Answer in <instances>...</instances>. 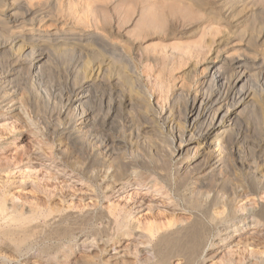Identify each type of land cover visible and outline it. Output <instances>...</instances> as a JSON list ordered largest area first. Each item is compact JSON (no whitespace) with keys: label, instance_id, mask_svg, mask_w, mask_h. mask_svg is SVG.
<instances>
[{"label":"bare ground","instance_id":"6f19581e","mask_svg":"<svg viewBox=\"0 0 264 264\" xmlns=\"http://www.w3.org/2000/svg\"><path fill=\"white\" fill-rule=\"evenodd\" d=\"M105 2L0 0V149L35 138L19 163L0 159V264H264V0H118L114 19ZM241 18L251 28L233 31ZM156 35L177 40L160 48L164 65L136 43ZM200 50L212 57L194 80ZM167 65H189L193 88L163 81L164 104L140 73L164 66L158 86ZM56 69L73 72L71 86L56 90ZM247 115L258 117V137ZM21 164L29 179L41 168L51 191L7 185ZM76 183L91 188L79 205ZM135 186L166 196L167 211L146 197L105 206ZM251 226L260 229L215 241ZM77 232L102 241L99 251L78 254Z\"/></svg>","mask_w":264,"mask_h":264},{"label":"rangeland","instance_id":"374dc122","mask_svg":"<svg viewBox=\"0 0 264 264\" xmlns=\"http://www.w3.org/2000/svg\"><path fill=\"white\" fill-rule=\"evenodd\" d=\"M91 1L92 0H83V3L84 2L90 3ZM105 1L106 2L102 3V5H105V7L109 10V14L107 15V17L109 19L116 18V14H117V11H118L117 8H116L118 0H105ZM150 3L151 2H149L147 4L150 6L151 5ZM139 11H141V6L139 8ZM139 14H140L139 12L134 13L133 22L136 21L139 18ZM261 18H262L263 23H264V14L262 15ZM78 19H76V21H78ZM171 19L177 20V22H179L180 20H181L180 22L183 21V19H182V17L180 15H177L174 18L172 17ZM92 20H93V17L91 18V24L90 25L94 24V23H92ZM216 25L217 24H214L212 21L207 20V22L204 24V27L208 26V27H206V32L208 34H210V35L212 33H214L215 28L217 27ZM232 26L234 27L233 31H235V32L238 30V28H241V30H243L244 28H247L249 30L251 28L250 21L246 22L245 18H241L239 20L233 21V25ZM51 29H53V28H51ZM90 30L93 31V29H90ZM130 30H132V25L125 26L124 29L122 30L123 35L131 36V35L128 34ZM219 37H221V36H219ZM233 40L234 41H233L232 44H234V45H236L238 47L243 45L238 37H234ZM176 41L177 40H169V41H165L164 42V41H162V39L158 35H156L153 38H148V39H145V40L138 39L136 41V43L138 45H143V47L147 51L151 50V53L156 52L155 54H158V56H159V58L161 60V65H162L163 63L166 62V58H168V55L163 53V52H161L160 48L163 47V46L165 47V46H168V45L175 44ZM198 49H200V48H198ZM259 49L261 51H264V31L261 34V39L259 41ZM155 50H157V51H155ZM199 52H201V54L200 55L196 54L195 57L192 59V62H198V74H196V77H194V80H197L200 77H202V73H204L203 69L205 68V64H207L208 63V59L212 57V53L211 52L204 53V51H202V50H200ZM236 56H238L237 53H236ZM171 68H172L171 65H169V66L167 65L166 71L163 72L162 78L159 79L160 82L157 80L158 81V83H157L158 86H154L152 82L156 81V76L159 77V73H162L161 70L162 69L165 70V67L164 66H160L159 68L157 67V69H153V68L150 69V68H147L146 66H142V68H141V71H142L140 73L141 76L146 81V84L147 85L149 84V87H151L152 92L154 91V94H155L154 95V97H155L154 99H156L155 102H157V101H159V102L165 101V95H163L159 91V87L161 86V83L163 81L167 84V86L169 88H171V86L174 85V83L176 84L175 89H177L178 87L181 88V86L184 87L183 85H186V88H189V87L193 88V82L191 80H189L188 77L186 78V76H183L184 75V71H188V69L190 68L189 65L185 66L184 68H182L180 70H177L175 72H172ZM146 70L147 71L149 70L150 72H145ZM147 73H149L152 77L148 76ZM49 75H51L52 84L54 86H56V90L57 91H60L63 87L64 88L67 87V85H68V87L71 86V84L73 83V80H74L73 72H70V73L69 72H65L64 69H56L54 71H51ZM175 77H179V78L176 81H174ZM121 86H123V85H121ZM170 95H171V93L168 96H170ZM3 106H6V104H3ZM16 107L18 108L16 102L10 103L9 106H7V108H10L9 112H12V110H15ZM5 112H8V110L6 108H4V109L0 108V113H5ZM25 117L27 118L28 115H26ZM249 118H251V120ZM257 118L255 116H249V115L243 117V121L244 122L248 121V119H249V121H250V123L252 125V128L256 132L255 133L256 137H258V135H259V123H260V121ZM2 124H3V122L0 120V132H2ZM16 126L18 127L19 124H17ZM40 127L41 126H39V128ZM34 129H35V127H34ZM19 133H20V131L17 130L15 132V135L10 134L9 137L6 136L5 137V139H6L5 141H8V138L9 139L10 138H13V139L16 138ZM24 137L21 138L22 140L21 139L16 140L15 144H11V145H9V146H7L5 148H1L0 149V159H4V161H8L9 163L12 162L11 164L19 163L21 161V159L23 158L25 151H27L29 148H31L30 146L34 143L33 139H35L34 137H30V135H26V134L24 135ZM9 141H11V139ZM18 167L10 176L9 175H3L2 178H4L5 183H7V185L14 184L15 186L13 188L16 189L19 186L21 187L22 185H25V184L29 183V184H36L39 187H43L47 191H51L50 187L45 188L43 186L44 185V180H42V173L43 172L40 171L41 168H37V170H39V171H35L34 173H31L32 178L29 179L27 177L25 178V176L28 175L29 170L24 167V164H21ZM74 186H75V190L77 192H75V190H71V191L73 193H75V195L77 197V198H75L76 199L75 202L77 203V205H79L80 204L79 201H80L81 196L84 195L86 190H89L88 192H91V188H88V185H86L84 183H76V185L74 184ZM17 190H20V188L17 189ZM23 193L26 194V192H23ZM88 194H90V193H88ZM141 197H146L149 201H154L155 203L159 204L160 207H162L161 210L159 211V213L167 211L166 203L168 204L169 201H168L166 196L158 195L156 193L152 194L151 192H147V190L138 188L136 186L133 187V188H130L127 191H124L121 194L117 193L112 198H110L108 200L106 199L104 201V204H105V206H114V205L115 206H120L121 205V207H123L125 204H132V203L138 201ZM91 202H92L91 200H86V202H84V203L85 204H89ZM68 205H69V203L66 204V207H68ZM147 216H149V212L148 211H144V212H142L141 214H139L137 216V219L141 218V220H144ZM250 221H251V219H249V222ZM247 228L248 227H244V230H241L239 232L237 231L234 234L229 235L228 237L224 236L225 232H223L221 234V236L215 238V241H216V243L220 242V240H222V239L223 240L225 239V243H228L230 241H237L241 237H244V236L248 237L251 233L255 234L260 229V228L254 227V226H251L248 229ZM260 230L264 232V227L261 228ZM76 234H78L77 236H78V240H79L78 241V248L76 249V252L78 254H84V252L91 253V252H94V251L95 252L99 251L98 249H100L99 246L102 245V241H99L100 245H98L97 241H93L94 238L90 237L89 238L90 240L89 239L87 240V236H85L83 233L77 232ZM135 236H136V240L142 241V242L145 241V238H142V233L141 232H136ZM128 239L129 238H127V240L122 241V244L119 245V248H122L120 250L126 249L125 247H127L128 245H130L132 242L135 241L134 238L133 239H129V240ZM92 241H93V243H92ZM221 245H222V243L220 245L216 246L215 248H211L210 251H215ZM109 251H110V249H109ZM112 253H115L114 249H112Z\"/></svg>","mask_w":264,"mask_h":264}]
</instances>
